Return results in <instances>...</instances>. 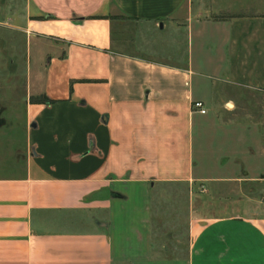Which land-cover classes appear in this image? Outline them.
I'll list each match as a JSON object with an SVG mask.
<instances>
[{
  "label": "crops",
  "instance_id": "1",
  "mask_svg": "<svg viewBox=\"0 0 264 264\" xmlns=\"http://www.w3.org/2000/svg\"><path fill=\"white\" fill-rule=\"evenodd\" d=\"M27 1L0 20V264H264L257 189H234L256 178L196 171L193 157V42L249 5ZM223 26L219 62L235 51ZM175 210L181 258L167 250Z\"/></svg>",
  "mask_w": 264,
  "mask_h": 264
},
{
  "label": "rangeland",
  "instance_id": "2",
  "mask_svg": "<svg viewBox=\"0 0 264 264\" xmlns=\"http://www.w3.org/2000/svg\"><path fill=\"white\" fill-rule=\"evenodd\" d=\"M201 1L203 9L212 2ZM219 1L225 7L246 4L250 10L244 13L225 11L211 19L222 21L228 26L227 31L230 29L226 45L227 49L235 50L233 59L227 58L221 63L217 59L219 46L222 44L221 49L225 48L226 29L223 23H202L201 32L197 34L196 42H193L201 62L197 74L198 97L204 100L206 110L205 114L196 113L193 116L194 167L196 171L202 169L209 175L229 174L232 171L234 176L256 178L246 184H237L234 189L236 195L242 191L247 193L250 186L257 189L261 208L250 211L248 215L264 216V0ZM28 10L27 0H0L1 21L6 20L9 13L22 17ZM225 64L230 66L224 67ZM19 71L24 75L22 65ZM223 99L224 103L233 104L230 107L224 104L222 109L220 104ZM221 124L230 126L228 135L233 138L229 142L221 141L219 137L225 135L218 128ZM223 157L228 160L233 157L234 161L223 162ZM216 159L219 160L217 163L213 161ZM256 180V186L251 185ZM164 198L156 196V199ZM171 218L174 219L172 238L167 250L171 251L172 256L181 258L186 244L184 213L175 210Z\"/></svg>",
  "mask_w": 264,
  "mask_h": 264
},
{
  "label": "built area",
  "instance_id": "3",
  "mask_svg": "<svg viewBox=\"0 0 264 264\" xmlns=\"http://www.w3.org/2000/svg\"><path fill=\"white\" fill-rule=\"evenodd\" d=\"M192 107L199 114H204L205 113V109L202 107V103L200 101H193L192 102Z\"/></svg>",
  "mask_w": 264,
  "mask_h": 264
},
{
  "label": "trees",
  "instance_id": "4",
  "mask_svg": "<svg viewBox=\"0 0 264 264\" xmlns=\"http://www.w3.org/2000/svg\"><path fill=\"white\" fill-rule=\"evenodd\" d=\"M51 100H48V99H41V98H39V99H36V101L35 102H50Z\"/></svg>",
  "mask_w": 264,
  "mask_h": 264
}]
</instances>
